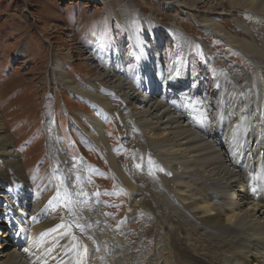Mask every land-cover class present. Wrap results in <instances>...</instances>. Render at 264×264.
<instances>
[{
    "label": "bare ground",
    "instance_id": "6f19581e",
    "mask_svg": "<svg viewBox=\"0 0 264 264\" xmlns=\"http://www.w3.org/2000/svg\"><path fill=\"white\" fill-rule=\"evenodd\" d=\"M162 1L164 5L175 7L182 11L181 13L185 10L196 11L199 7L187 5L185 0ZM209 1L214 3L216 8L228 7L229 11L240 9L264 21V0ZM212 12V9H208L200 18V23L209 36L220 39L238 52L239 56L255 61L259 73H263L264 36L262 35L263 39L260 40L258 32L252 33L249 30L247 34L244 32L247 36L245 38L234 35L228 31L225 24L228 22L221 23ZM139 20L146 22L144 19ZM122 24L126 26L127 22L124 21ZM237 28L241 31L244 27L238 23ZM128 32L130 33L128 42L135 60L133 70L124 69L119 72L116 68H111L103 73L98 72L94 78L85 82L88 85L82 86L73 85L61 67L54 69V73L58 74L59 83L63 87L92 101L93 108L98 109V106L110 112L111 109H117L120 126L123 129L125 127L127 130L129 125L135 129L130 135L128 131L125 132L123 168L118 167L116 159L111 155L108 163L112 167L111 173L122 181L135 203L136 207L133 209L142 208L145 211L147 224L157 222L158 225L151 232L148 231L152 229L141 225L140 233L143 237V233L151 234V237L146 238H150L151 245L157 235V244L149 248L150 245L137 240L135 235L137 224V226L125 224L123 228L114 224L116 228L120 227L115 236L112 233L115 227L108 221L110 225L112 224V228L108 230L112 234H106L103 230L105 234H98L97 229L106 223L97 205L98 202L95 197H91L92 194L88 195L91 196L87 204L91 211L88 209L89 211L85 213L86 206H83V211L79 209L87 215L89 224L84 215L81 216L83 222L68 223L69 218L79 216L78 212V214L74 212L75 206L79 205L74 201L76 197L81 200L88 197L77 194L78 196H69L65 205L63 201H59L61 219L59 223L54 218L47 224H40L44 221L41 218L42 206L37 207L38 209L33 208L32 216L29 215L31 220L35 219L37 225L42 226H39L28 239L27 236L23 237L19 229L13 241L9 236L13 233V228L7 233L0 234V264H264V80L261 82L263 87L256 80L246 81L241 77L245 75V71L238 67L233 71L228 69L226 73L219 71L220 74L218 73L214 79L219 85V94L211 97L215 101L212 104L208 96L204 109L207 108V113L203 111L196 115L190 109L189 116L179 114L173 111L167 101L158 100L154 96L148 98L143 94L140 88L142 83L135 85L129 80L132 74L142 75L144 67L147 68L145 73L153 77V68L149 49H145L139 41L137 32L130 30ZM207 41L212 39L208 38ZM97 50L95 49V52ZM108 50L116 56L114 63L124 59V56L117 57L119 46ZM90 55L96 67L100 61L95 53ZM170 62L172 64L169 66L176 68L170 69V72L172 70L176 76L179 74L183 82L178 81L177 85L174 78L162 82L160 72L154 74L152 82L156 80L159 88L160 85L167 87L168 98L180 96V93L185 94L183 89L187 86L188 94H200L205 84H201L200 87L195 84L196 89L192 88L187 81L184 82L187 78L185 70L179 72L178 67H175L179 60L170 59ZM170 72L167 75H170ZM195 76L198 82L202 81L200 78L202 75ZM194 78L189 76V80ZM95 80L103 82V85L95 84ZM114 96H117L116 104L107 100ZM138 102L143 104L142 109L133 106ZM97 111V115L91 118L94 122L91 128L98 131V135H92L91 139L95 144H100L99 142L104 141L100 122L106 115L99 109ZM187 117L188 122L185 123ZM197 119H200L199 123ZM208 121L212 122L209 131L205 129ZM44 125L53 140L49 145L50 152H56L52 162L56 166L63 164L68 159L62 156L56 147L57 133L53 120L45 118ZM191 125L206 130L207 134L201 131L200 135ZM143 132L156 133V137L145 141ZM135 149L141 150L139 167L137 166L139 158L134 154ZM160 149H163V152L159 153ZM155 151L159 154L154 153ZM17 155L10 139L0 136V187L5 180L8 181L6 168L13 170L15 180H21L19 184L23 183L24 176ZM70 169L61 171L60 176H57L59 181L69 182L75 176L79 177L77 173L70 172ZM139 170L144 174H140ZM77 189L83 190L80 185ZM0 196L6 200L8 204L6 208L17 224L16 228L21 222L25 223L26 228L28 213L25 214L27 209L23 207L26 205L24 200L13 194L16 204L11 200V203H7V197ZM11 207L14 208L11 210ZM107 209L113 210L111 207ZM124 217L129 219L122 215L117 221ZM120 236L128 243L121 242ZM129 242H132L133 246H130ZM11 244L14 246H10ZM91 251L94 253L93 263L91 260L88 261L91 259ZM138 253H143L141 261ZM174 255L178 256L177 260Z\"/></svg>",
    "mask_w": 264,
    "mask_h": 264
},
{
    "label": "rangeland",
    "instance_id": "374dc122",
    "mask_svg": "<svg viewBox=\"0 0 264 264\" xmlns=\"http://www.w3.org/2000/svg\"><path fill=\"white\" fill-rule=\"evenodd\" d=\"M185 1L187 5H199L198 10L191 12L185 10L181 13L182 11L175 7L164 5L162 0H0V136L8 137L12 142L13 149L18 154L22 175L25 177L23 183L19 184L21 180H15L13 170L6 168L8 181L5 180L0 187V195L7 197V203L11 201L14 203L16 199L13 198V194H16L18 199H23L26 203L27 206L23 207L27 209L25 214L28 213L26 228L23 222L16 228L17 224L6 208L8 204L0 196V234L7 233L13 228V233L9 235L13 241L19 229L23 237L27 236L28 239L43 223L47 224L54 218L58 223L61 221L59 201H63L65 205L69 196L82 194L86 197L92 194L93 196H90L95 197L98 202L97 205L100 207L98 208L106 223V228L101 225L98 228L100 230L97 229L98 234L114 233L116 236L118 229L123 225L137 224L138 228H134L137 240L147 243L150 245L149 248L155 247L157 235L151 245L150 238L146 239L147 236L151 237V234L143 233V237L140 233L141 225L152 229L148 231L151 232L155 230L157 222L147 224L145 211L140 207L138 210L133 209L136 207L135 203L122 181L111 173L112 167L108 163L111 155L116 159L118 167L123 168L125 132L128 131L130 135L135 129L129 125L127 130L125 127L124 130L120 126L117 109H111L110 112L97 106L106 117L100 122L104 141L95 144L91 136H97L98 131L91 128L94 124L91 118L97 115L98 109L93 108L92 101L63 87L54 69L59 67L64 69L66 78L73 85L79 86L86 84L85 82L94 78L98 72L103 73L111 68H116L119 72L124 69L133 70L135 60L128 42L130 38L128 30H130L137 32L139 41L145 49H149L153 77L145 73L147 68L144 67L142 75L132 74L129 80L135 85L142 83L140 88L143 94L148 98L154 96L158 100L167 101L173 111L179 114L189 116L190 109L196 115H200L203 111L207 113V108L204 109L208 96L212 104L215 102L212 98L219 94V85L214 80L219 71L226 73L228 69L233 71L237 67L241 68L245 71V75L241 77L246 81L256 80L262 86L264 72L259 73L257 63L239 56L238 52L220 39L209 36L200 23V18L206 10L212 9V13L221 23L228 22L225 24L232 34L245 38L247 36L244 32L248 33L249 30L252 33L258 32L260 40L264 36L263 19L252 13L242 12L240 9L229 11L228 7L216 8V5L209 0ZM139 19H144L146 22H141ZM124 21L127 22L126 26L122 24ZM238 23L244 27L241 31L237 28ZM208 38L212 41H207ZM117 46H119L117 57L124 56V59L114 63L116 56L108 49H115ZM95 49L98 50L95 52ZM90 53H95L100 61L96 67ZM170 59L179 60L175 67H178L179 72L185 70L187 78L184 82L187 81L186 83L192 88L196 89L195 84L198 87L205 84L200 94H188L187 86V89H183L185 94L180 93V96L168 98V88L162 85L159 88L155 83L156 80L152 82V78H155L154 74L159 72L163 77L162 82L173 78L177 83L183 82L179 74L176 76L172 71L176 68L169 66L172 64ZM202 71L204 73L200 74ZM169 72L170 75H167ZM197 74L202 75L201 82L197 81L198 78L195 76ZM189 76L195 78L189 80ZM95 84L101 86L103 82L95 80ZM190 96L191 100H189ZM107 100L115 104L118 101L117 96ZM133 106L143 108V104L139 102L134 103ZM45 118L53 120L57 133L56 147L60 154L68 159L57 166L52 162L56 152L52 153L53 151L50 152L49 149L53 140L44 125ZM197 121L199 123L200 119ZM186 122L188 117L185 118ZM211 126L212 122L208 121L205 129L209 131ZM191 127L200 135H202L201 131L207 134L204 129L193 125ZM144 137L145 141L153 140L156 133L145 132ZM139 149L134 150L138 158L141 154ZM162 150H158L159 153L163 152ZM158 151L154 153L159 154ZM138 160L137 163H140V158ZM69 168H71L70 172L77 173L79 177L75 176L69 182L59 181L61 171H68ZM140 174L144 172L141 171ZM77 184L83 190L77 189ZM90 196L83 197L84 200L76 197L74 201L79 205L75 206L74 212H78L79 216L75 215L72 217L73 220L69 218L68 223L70 221L81 223L84 216L87 218L82 208L86 206L85 213L90 210L87 206ZM37 207H42L41 218L44 220L40 223L42 225H37L35 219L31 220L29 217ZM107 207L113 210L110 211ZM122 215H126L129 219L124 217L117 221ZM108 221L113 227L114 224L120 227H115L110 233L108 230L112 228V224L110 225ZM86 222L89 224L88 218ZM120 237L121 242L128 243L125 238ZM23 242L25 243L24 239ZM129 244L133 246L132 242ZM143 253L137 254L140 261ZM93 254L91 251V259L88 260L92 263ZM174 258L177 260L178 256L174 255Z\"/></svg>",
    "mask_w": 264,
    "mask_h": 264
}]
</instances>
